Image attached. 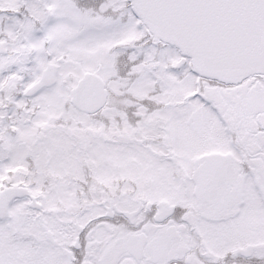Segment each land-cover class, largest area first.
Instances as JSON below:
<instances>
[{
    "label": "flooded vegetation",
    "instance_id": "obj_1",
    "mask_svg": "<svg viewBox=\"0 0 264 264\" xmlns=\"http://www.w3.org/2000/svg\"><path fill=\"white\" fill-rule=\"evenodd\" d=\"M89 26L96 38L112 40L94 65L73 42L86 40ZM103 55L111 64L103 65ZM76 66L106 84V103L95 113L102 136L117 137L125 116L151 123L163 114L169 144L153 168L157 177L81 165L88 175L71 185L70 146H84L70 135L61 150L49 144L34 154L54 128L93 125L70 117L72 84L61 72ZM46 71L55 83L27 96ZM143 79L155 87L137 96ZM126 87L134 98L110 96ZM47 148L64 161L53 164ZM0 174V192H28L0 218V264H264V75L236 85L198 76L190 59L147 33L131 0H0ZM94 178L97 193L88 190ZM60 185L71 193L63 196ZM32 199L41 209L30 207ZM43 199L56 201L48 213ZM24 213L37 224H22ZM13 220L19 224L8 227Z\"/></svg>",
    "mask_w": 264,
    "mask_h": 264
},
{
    "label": "water",
    "instance_id": "obj_2",
    "mask_svg": "<svg viewBox=\"0 0 264 264\" xmlns=\"http://www.w3.org/2000/svg\"><path fill=\"white\" fill-rule=\"evenodd\" d=\"M136 16L156 42L177 49L190 59L200 77L236 85L264 75V0H131ZM55 83L46 71L42 83L31 87L34 95L43 85ZM105 82L86 74L72 89L71 105L83 114L97 113L106 103ZM28 195L23 188L0 192V218L9 204ZM30 207L41 209L32 199Z\"/></svg>",
    "mask_w": 264,
    "mask_h": 264
},
{
    "label": "rangeland",
    "instance_id": "obj_3",
    "mask_svg": "<svg viewBox=\"0 0 264 264\" xmlns=\"http://www.w3.org/2000/svg\"><path fill=\"white\" fill-rule=\"evenodd\" d=\"M32 10V8H29L30 12ZM27 29L30 32V26H28ZM107 29L108 26L104 25L103 31L105 33L109 32V30ZM92 35L93 30L91 29V26H89L87 39H73V42H76V49H80L81 53L87 48L88 52L86 56H92L90 57V60L92 61V65H94L96 64L95 56L98 54L99 51H101L102 54L103 50L109 48L112 44V40L106 38L102 40L100 38H96L94 35L92 37ZM136 36L138 39L140 33L137 32ZM133 55H135V57L138 56L136 51ZM101 60L103 62V65L111 64V58H108V56L103 55ZM105 71L106 70L104 66V69L100 72V74L107 80V85L111 88L108 80L109 74H107L108 72L106 73ZM84 73L85 71L83 72V69L78 66L71 67V69L65 68V70L63 69L61 72V80L62 82L66 79L70 81V83L72 84V88L76 84L77 80L84 75ZM168 83L170 84L169 86H174L172 82L170 83L169 81ZM147 86L153 88L155 87V84L150 79H143V82L137 85V87H139L136 90L137 96H143L145 94V88ZM59 90H61V88L56 87L50 90V92L41 94L40 102H48L50 99L53 98V96H55V92ZM191 91V86L184 88V93L186 94L190 93ZM43 112H40V117H42ZM55 112L57 111L55 110ZM70 112V117L73 119L74 123L82 122L84 124H88L89 119H93L95 121L98 119L97 114H94L90 118L74 108H71ZM168 116H170V118H173L170 113H167L165 117ZM162 118L163 114L151 119L150 123V120L147 119V117H142L140 121L136 122L130 117L125 116L123 120V124L125 126H121V124L119 125V129L117 131L118 134L115 138H113L112 136H102L101 130L99 131L100 128L96 127V125H90L87 128H80L83 130L71 129V131H64L63 129L59 131L54 128L51 131H48V134L46 136H42L39 139V143L36 144L37 148L34 150V154L37 156V158H39L40 152L42 151L44 145L49 144H53L56 149L61 150L60 147H62V145L67 144V142H64V138H66L67 135H70L71 137L77 138L80 145L82 143V145L84 146L83 150L76 149L74 146H70V152L68 153L67 157L68 165L70 167V173L72 178H74L71 181V185H74L77 179H84L88 175V172L84 171V168L81 165L94 168L95 172H98V174L106 171L107 169H112L113 167H116L118 165L121 172H123L124 174H132L135 177L142 176V174H144L145 176L152 175L157 177V174L155 173V171H153V168L161 165V156L164 154V146L169 144V142L166 141V137H164L162 133ZM175 134H172L171 136L172 144H176L177 142ZM79 136L81 137L82 141ZM47 150V157L53 164H56L59 161H64L63 155H61L60 158H57V154L53 153L50 148H47ZM58 153L60 152L58 151ZM1 176L2 175L0 174V177ZM98 182L99 181L97 178H94L91 181V183L88 185L89 192L97 193ZM1 185L2 180L0 179V187ZM35 189L33 192L35 194H40L41 187L39 186L36 190ZM58 189L63 196L71 193V188L66 187L65 185H60ZM69 199L70 198L68 197L65 199V201ZM54 203H56V201L51 202L48 199H43V204L45 205V210L47 211L46 213H48L49 210H52V205ZM13 215L15 216V213H13ZM14 216L13 219L16 218ZM21 218L23 219L22 224L26 225L27 227H33L37 224L36 218L28 216V214L26 215V213H24ZM13 224L19 223H16L13 220L12 222H7L6 225L8 227H12Z\"/></svg>",
    "mask_w": 264,
    "mask_h": 264
},
{
    "label": "trees",
    "instance_id": "obj_4",
    "mask_svg": "<svg viewBox=\"0 0 264 264\" xmlns=\"http://www.w3.org/2000/svg\"><path fill=\"white\" fill-rule=\"evenodd\" d=\"M142 24V23H141ZM114 74H116V75H118V74H120V75H122V72H115ZM109 92H110V96L112 97V98H115V97H123V98H134V95L132 94V93H130L129 92V87H126V88H122L121 89V93H122V96L121 95H118V94H116L114 91H112L111 89L109 90ZM154 94H156V92H154L153 94H151V95H147V96H153ZM69 105V104H68ZM91 117V116H90ZM80 124H84V123H82V122H80ZM92 124L95 126L96 125V121L95 120H93L92 119ZM93 126V127H94ZM97 126V125H96Z\"/></svg>",
    "mask_w": 264,
    "mask_h": 264
}]
</instances>
